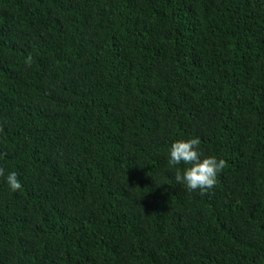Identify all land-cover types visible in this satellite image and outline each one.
<instances>
[{
  "label": "trees",
  "instance_id": "trees-1",
  "mask_svg": "<svg viewBox=\"0 0 264 264\" xmlns=\"http://www.w3.org/2000/svg\"><path fill=\"white\" fill-rule=\"evenodd\" d=\"M0 264H264V0H0Z\"/></svg>",
  "mask_w": 264,
  "mask_h": 264
},
{
  "label": "clouds",
  "instance_id": "clouds-1",
  "mask_svg": "<svg viewBox=\"0 0 264 264\" xmlns=\"http://www.w3.org/2000/svg\"><path fill=\"white\" fill-rule=\"evenodd\" d=\"M200 144L199 137L174 141L168 149L167 164L170 168L186 165L187 167L176 171V184L183 186L188 192L199 191L200 194H204L215 186L217 176L224 168L225 162L214 156H203ZM5 183L12 192L21 188L15 171L6 175Z\"/></svg>",
  "mask_w": 264,
  "mask_h": 264
}]
</instances>
